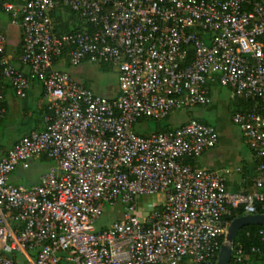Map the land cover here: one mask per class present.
Masks as SVG:
<instances>
[{
	"label": "built area",
	"instance_id": "1",
	"mask_svg": "<svg viewBox=\"0 0 264 264\" xmlns=\"http://www.w3.org/2000/svg\"><path fill=\"white\" fill-rule=\"evenodd\" d=\"M56 6L74 12L82 28L55 34ZM0 9L20 30L17 59L28 68L27 76L8 61L0 32V116L4 81L16 98L26 96L29 78L38 81L47 110L43 127L0 157V264H215L233 210H264L262 3L0 0ZM64 51L70 66H111L116 94L94 93L54 68ZM213 81L252 101L230 114L255 161L248 191L227 188L229 167L184 162L216 145L213 126L189 118L164 131L132 130L139 118L207 104ZM38 156L51 160L38 182H9ZM102 202L119 205L120 217L95 228ZM256 234L264 241L263 228ZM250 252L264 256V246ZM247 259L232 240L228 264Z\"/></svg>",
	"mask_w": 264,
	"mask_h": 264
},
{
	"label": "rangeland",
	"instance_id": "2",
	"mask_svg": "<svg viewBox=\"0 0 264 264\" xmlns=\"http://www.w3.org/2000/svg\"><path fill=\"white\" fill-rule=\"evenodd\" d=\"M63 16V9L59 10ZM10 15L0 9V23L9 27ZM16 28V27H14ZM95 63L87 62V74L89 88L92 92L106 95L108 86L116 84V73L109 65L103 70H97ZM13 94V93H12ZM14 96V95H13ZM211 102L204 105H195L188 108L174 110L166 119L159 121L161 124H169L171 127L177 126L189 118H197L213 126L218 134L217 144L213 147L214 154L211 157L217 159V163H223L227 158L236 156L238 158L250 157V151L246 142L241 136L240 131L230 121V112L235 109L232 102L231 92L227 87L214 84L210 95ZM46 99V98H45ZM44 99V100H45ZM6 111L0 116V148L9 146L12 142L18 140L22 135L29 132L30 117L23 113L24 105L27 104L29 111L36 113V108L31 97L26 98H7ZM154 120L144 118L133 124L132 130L135 133H148L153 130ZM206 155H200L196 158L200 165L207 167L205 162ZM238 164H240L237 161ZM51 160L47 158H34L28 160V167L22 169L17 167L11 174L9 181L15 185L29 186L38 182L40 175L47 171ZM234 168V166H227ZM151 199V197H149ZM121 207L119 205L110 207L106 202H102L101 214L94 222L95 228H102L111 221L120 217Z\"/></svg>",
	"mask_w": 264,
	"mask_h": 264
},
{
	"label": "crops",
	"instance_id": "3",
	"mask_svg": "<svg viewBox=\"0 0 264 264\" xmlns=\"http://www.w3.org/2000/svg\"><path fill=\"white\" fill-rule=\"evenodd\" d=\"M262 2L264 3V0H262ZM70 24L73 25L74 27L75 26L76 27L77 26L82 27L80 20L76 16H74L70 19ZM14 27H16V28H14ZM14 27H9L7 25H2L0 23V32H2L5 36L4 55L11 64H13L15 67L20 69L25 75L28 76V68L26 66L22 65L17 59V55H18L19 50H20L21 33H20V30L17 26H14ZM87 62L88 61L83 60L77 66H70L67 63V55L63 54L60 58H58L53 63V67L56 69H60V70L67 72L73 80L82 84L86 88H89V83L87 80V74L90 75L92 70L87 72ZM95 65H96L95 67L98 71L103 70L104 67L107 66L105 63H97ZM28 81H29V85H28V89L26 92V96L24 98L31 97L33 99L32 102H34V104H35L36 113H33L32 111L30 112L28 107H27L28 106L27 104L24 105L25 107L23 109V113L25 116L30 117V119H29L30 120L29 121L30 122L29 131L30 130H39L43 127L42 116L45 114L46 99L42 95V91H41V87H40L39 82L36 81L35 79H32V78H29ZM213 86H214V84L211 82L208 84L209 98H210V95L212 93ZM1 90L3 93V107H4V112H5L6 108H7V100L6 99L8 97L12 99L15 96H13L12 90L6 81L1 83ZM116 92H117V83L114 86H108L107 87L105 96H114L116 94ZM211 101L212 100L210 98L209 102H211ZM231 112H230V114H231ZM191 118H193V117H191ZM16 141L12 142L7 147L0 148V157L2 155H4L6 150L12 144H14ZM212 149H213V147L205 149L200 154V155L205 154L207 156L205 159V162H208L207 164H209L207 167L219 168L222 166L227 167L229 165V166H234V168H236V167L239 168V171H235L234 168L233 169L231 168L232 172L227 176L226 186L229 190H232V191L250 190L251 185L250 184L248 185V181L251 180L249 178H252V176L254 174V160L252 158L251 151L249 150L250 151L249 152L250 157L238 158L236 156H231V158H227L224 163L222 160L223 158H220L221 162L217 163V159H215L214 157H211V155L214 154V151H212ZM197 157L193 158L192 165L203 167V165H200L199 162L196 160ZM34 158H45V157L44 156H38V157H32L30 159H34ZM237 161L240 164H238ZM22 169H25V168H22ZM14 170L9 174L8 179L10 178V176L14 172Z\"/></svg>",
	"mask_w": 264,
	"mask_h": 264
},
{
	"label": "trees",
	"instance_id": "4",
	"mask_svg": "<svg viewBox=\"0 0 264 264\" xmlns=\"http://www.w3.org/2000/svg\"><path fill=\"white\" fill-rule=\"evenodd\" d=\"M11 1L15 4H20L22 2V0H11ZM257 1L261 2L262 5L264 6V3L262 2V0H257ZM60 8L63 9V16H62L61 12L59 11ZM74 16H76V14L74 12H72L71 10H69L68 8L56 6L50 12L52 31L55 34H62V33H68V32H72V31L80 30L82 27H80V26L74 27L73 25L70 24V19ZM86 27L89 28L88 25H86ZM65 53H66V51L63 52L64 55H66ZM211 83L217 84L216 81H213ZM232 102H233V105L235 106V109H238V110L247 109L252 104V101L244 100V99L237 97V96H232ZM46 112H47V110L45 107V113ZM169 114L166 115L165 117L161 118V119L160 118L159 119L158 118H150V119L154 120V126H153L152 131H164V130H168V129L172 128L169 124L159 123V121L166 119L169 116ZM141 119H144V118H139L137 121H140ZM195 119L198 121H201L203 123H206L203 120H200L197 118H195ZM206 124H208V123H206ZM149 132H151V131H149ZM137 134L143 135L145 133H137ZM192 160H193V158H185L184 162L192 165ZM253 176H254V174H253ZM249 179H252V178H249ZM249 184L250 185L252 184L251 180L248 181V185ZM257 211L264 213V210L258 209ZM240 215H243L242 210L241 209H235V210H233V214L230 217V219H232L236 216H240ZM259 228L264 229V225L247 224V225L241 226L235 233L233 241H239L240 243H242L243 248H244V252L248 256V259L244 262V264H250V263L251 264H264V256L250 252V247H252V246H260V247L264 246V241L260 240L259 236L256 234V231ZM219 241L221 243L222 238H220ZM229 261L227 262V264L229 263Z\"/></svg>",
	"mask_w": 264,
	"mask_h": 264
},
{
	"label": "water",
	"instance_id": "5",
	"mask_svg": "<svg viewBox=\"0 0 264 264\" xmlns=\"http://www.w3.org/2000/svg\"><path fill=\"white\" fill-rule=\"evenodd\" d=\"M247 224L264 225V213L243 214L230 220L217 251L215 264H227L230 256V245L235 233L241 226Z\"/></svg>",
	"mask_w": 264,
	"mask_h": 264
}]
</instances>
